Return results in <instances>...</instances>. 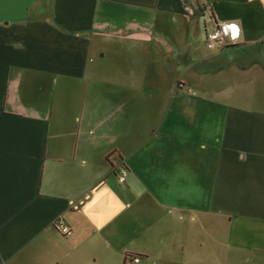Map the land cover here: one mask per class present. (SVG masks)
<instances>
[{
  "label": "crops",
  "instance_id": "0c3cea01",
  "mask_svg": "<svg viewBox=\"0 0 264 264\" xmlns=\"http://www.w3.org/2000/svg\"><path fill=\"white\" fill-rule=\"evenodd\" d=\"M211 22L236 43L207 50ZM246 75L264 0H0V264H264Z\"/></svg>",
  "mask_w": 264,
  "mask_h": 264
},
{
  "label": "built area",
  "instance_id": "2783aa9c",
  "mask_svg": "<svg viewBox=\"0 0 264 264\" xmlns=\"http://www.w3.org/2000/svg\"><path fill=\"white\" fill-rule=\"evenodd\" d=\"M238 29V32L233 28ZM240 36V28L237 23L234 22H211L209 27L205 31V43L206 47L212 49L217 46H226L236 43ZM188 92H192V89L188 88ZM126 171L122 169L119 175V182L125 181ZM56 227L60 233L64 235L71 234L72 230L64 221L58 219L56 221ZM138 257L133 258V262H138Z\"/></svg>",
  "mask_w": 264,
  "mask_h": 264
},
{
  "label": "rangeland",
  "instance_id": "374dc122",
  "mask_svg": "<svg viewBox=\"0 0 264 264\" xmlns=\"http://www.w3.org/2000/svg\"><path fill=\"white\" fill-rule=\"evenodd\" d=\"M204 46H206L205 38H204ZM206 49L210 50L207 47ZM251 85H256V84H254L253 81H250L249 77L246 75L245 79L242 80V82H240L239 87L238 88L233 87L232 85L231 88L234 91L231 88H229V92L230 93L234 92V95L232 97L238 99L241 102V104H244V106H250L251 104H253L252 96L255 94V97H256V91H257V97H259L263 101L264 90L260 88V90L256 89V91H253L251 88ZM262 108H264V105H262Z\"/></svg>",
  "mask_w": 264,
  "mask_h": 264
},
{
  "label": "snow or ice",
  "instance_id": "6c2138e0",
  "mask_svg": "<svg viewBox=\"0 0 264 264\" xmlns=\"http://www.w3.org/2000/svg\"><path fill=\"white\" fill-rule=\"evenodd\" d=\"M233 28L235 29V26H233ZM238 32V29H235Z\"/></svg>",
  "mask_w": 264,
  "mask_h": 264
}]
</instances>
